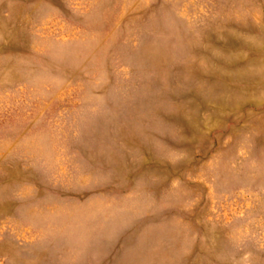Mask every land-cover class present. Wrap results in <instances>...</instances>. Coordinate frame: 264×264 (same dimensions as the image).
Returning <instances> with one entry per match:
<instances>
[{"label":"rangeland","instance_id":"obj_1","mask_svg":"<svg viewBox=\"0 0 264 264\" xmlns=\"http://www.w3.org/2000/svg\"><path fill=\"white\" fill-rule=\"evenodd\" d=\"M0 264H264V0H0Z\"/></svg>","mask_w":264,"mask_h":264}]
</instances>
